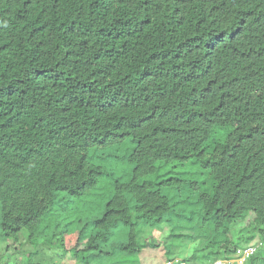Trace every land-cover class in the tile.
Here are the masks:
<instances>
[{
  "label": "trees",
  "instance_id": "16d2710c",
  "mask_svg": "<svg viewBox=\"0 0 264 264\" xmlns=\"http://www.w3.org/2000/svg\"><path fill=\"white\" fill-rule=\"evenodd\" d=\"M125 137L132 179L92 218L55 215L85 204L102 175L89 151ZM190 158L212 185L182 246L196 244L195 261L234 260L247 246L231 232L252 227L263 248L243 264H256L264 0H0V242L24 233L70 264H139L140 229L183 228L166 197L137 181Z\"/></svg>",
  "mask_w": 264,
  "mask_h": 264
},
{
  "label": "rangeland",
  "instance_id": "374dc122",
  "mask_svg": "<svg viewBox=\"0 0 264 264\" xmlns=\"http://www.w3.org/2000/svg\"><path fill=\"white\" fill-rule=\"evenodd\" d=\"M134 147L133 139L125 137L117 145L90 150L88 163L100 168L102 175L85 204L67 203L64 207L56 208L61 214L56 213L55 215L58 217L71 216L73 220L84 216L92 218V213H95L109 200L115 190V185L126 184L132 179L133 166L128 162V156ZM137 183L149 184L166 197L172 210V225H181L183 228L182 232L174 233L175 236L179 234L182 236L177 238L180 239L179 242L175 241L176 239L173 241L175 236H173L174 238L169 236L167 226L152 228L146 226L144 229H140L143 247L138 256L139 264H218L216 261H222L213 256L204 259L203 257L206 256L204 252H200V254H204L203 257L199 261H195L191 255L196 244L182 246V243H186L188 241L186 239H189V235L193 232L191 230L193 221L199 217V204L196 203L198 197L211 193L212 181L208 170L202 167V161L190 158L183 164L158 163L156 171L152 175L139 179ZM178 216H184L185 219L178 223ZM187 219L191 221H187ZM69 221L72 220L68 219L64 223ZM250 228L249 231L248 228L237 232L232 231L234 243L236 242L239 247L256 248L257 246L258 249H262L259 233L255 228ZM135 229L137 228L135 227ZM86 256L84 254V257ZM260 258L256 264H264L262 261L264 256L261 253ZM114 260L108 259L106 262L112 263ZM4 261L6 264H70L68 259L62 257L61 250L50 249L42 244L32 246L27 242L24 233H20L14 242H0V264H3Z\"/></svg>",
  "mask_w": 264,
  "mask_h": 264
},
{
  "label": "built area",
  "instance_id": "2783aa9c",
  "mask_svg": "<svg viewBox=\"0 0 264 264\" xmlns=\"http://www.w3.org/2000/svg\"><path fill=\"white\" fill-rule=\"evenodd\" d=\"M255 250L256 248L251 247V246L239 248V249H236L234 252V260L216 261V262H218V264H232V263L243 264L247 258H249L250 256L254 254Z\"/></svg>",
  "mask_w": 264,
  "mask_h": 264
}]
</instances>
